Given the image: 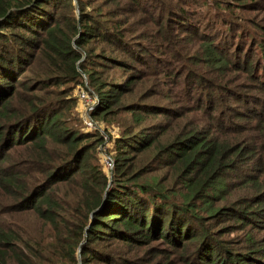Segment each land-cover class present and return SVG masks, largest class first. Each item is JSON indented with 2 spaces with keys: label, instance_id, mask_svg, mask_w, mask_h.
Wrapping results in <instances>:
<instances>
[{
  "label": "trees",
  "instance_id": "trees-1",
  "mask_svg": "<svg viewBox=\"0 0 264 264\" xmlns=\"http://www.w3.org/2000/svg\"><path fill=\"white\" fill-rule=\"evenodd\" d=\"M261 7L0 0V264H264Z\"/></svg>",
  "mask_w": 264,
  "mask_h": 264
},
{
  "label": "rangeland",
  "instance_id": "rangeland-1",
  "mask_svg": "<svg viewBox=\"0 0 264 264\" xmlns=\"http://www.w3.org/2000/svg\"><path fill=\"white\" fill-rule=\"evenodd\" d=\"M262 8V9H261ZM260 9V11H254L253 13H255L256 12V15L258 16L260 13H261V11L264 9L263 7H261ZM263 20H264V18H263ZM86 82V81H85ZM80 89H83L84 90V92H85V94H87V96H86V98H88V99H91V102H92V104H93V102L95 101V98L86 90V89H84V88H79V89H77V92H74V94H75V96L77 95V97H76V99L78 98V100H77V102L79 101V103H78V106H77V114H78V116L80 117V119H81V124H83V126L85 125V123H84V118L86 117V113H85V109H84V103H83V101L80 99L79 100V90ZM154 100H157L156 98H154ZM80 104V105H79ZM90 104V103H89ZM86 105V104H85ZM87 126V125H86ZM86 126H84V127H86ZM91 128H94V129H97L100 133H102V135H103V137H104V140L106 141V146L107 147H109L110 146V138H108V136H107V127H106V125H103V123H96L95 121H94V125H93V127H91ZM115 132V131H114ZM113 132V133H114ZM117 132V131H116ZM236 139H239L237 136H232V138H231V140L233 141V140H236ZM242 141H244V140H240L239 139V141H236L235 143L236 144H242ZM260 154H258V150H256V146H255V156L253 157V158H250L251 159V161L252 160H254V159H257V157L259 156ZM106 156L104 155V153H103V158H105ZM250 159H249V161H250ZM255 162V161H254ZM106 165V164H105ZM106 167H107V165H106ZM243 171L244 172H247L248 171V169L246 168V167H244V169H243ZM261 172V169L259 168V166H258V161L255 163V165H254V169H253V171H252V176H254V177H256V176H259V177H261L262 175L260 174L259 175V173ZM251 190V189H250ZM250 190H247V191H250ZM243 230V229H242ZM242 230L241 229H235L234 231H236V232H238V233H240V234H243V232H242ZM254 232H255V234H256V236L257 237H259L260 235H262V234H264V230H261V229H256V230H253ZM236 232H234V233H232L233 235H231V234H227L226 236H236V234H238V233H236Z\"/></svg>",
  "mask_w": 264,
  "mask_h": 264
},
{
  "label": "built area",
  "instance_id": "built-area-1",
  "mask_svg": "<svg viewBox=\"0 0 264 264\" xmlns=\"http://www.w3.org/2000/svg\"><path fill=\"white\" fill-rule=\"evenodd\" d=\"M86 96H87V94H85L84 90L83 89H80L79 90V98L83 101L84 104L88 105L87 107L89 109L90 108V104L92 102H91V99L86 98ZM84 121H85V124L88 127H93L94 121L90 117H85L84 118ZM104 161H105V164L107 165V167H111L112 162H111V160H110V158L108 156H106L104 158Z\"/></svg>",
  "mask_w": 264,
  "mask_h": 264
}]
</instances>
